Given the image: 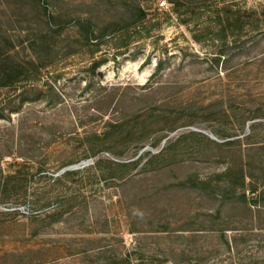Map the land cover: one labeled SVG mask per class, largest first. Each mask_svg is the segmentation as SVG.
Returning <instances> with one entry per match:
<instances>
[{
	"label": "rangeland",
	"instance_id": "374dc122",
	"mask_svg": "<svg viewBox=\"0 0 264 264\" xmlns=\"http://www.w3.org/2000/svg\"><path fill=\"white\" fill-rule=\"evenodd\" d=\"M166 1L162 8L158 0H50L74 22L109 24L137 4L147 17L98 50L62 44L36 79L0 83V264L26 263L41 245L55 244L94 249L89 259L57 264H103L114 254L130 264H264V213L251 217L238 195L210 182L248 154L259 151L264 161V31L251 22L222 35L217 23L230 7L258 13L264 30V0H190L194 8ZM47 22L33 0H0V81L6 61L28 63ZM152 110L171 115L155 129L178 128L126 150L117 142L115 155H89L90 135ZM137 159L124 181L94 169L99 160ZM16 163L17 179L4 187ZM191 179L208 184L181 186ZM58 205L61 217L51 224L46 215Z\"/></svg>",
	"mask_w": 264,
	"mask_h": 264
},
{
	"label": "trees",
	"instance_id": "16d2710c",
	"mask_svg": "<svg viewBox=\"0 0 264 264\" xmlns=\"http://www.w3.org/2000/svg\"><path fill=\"white\" fill-rule=\"evenodd\" d=\"M33 1L41 8V12H43L44 16L48 18L47 25L45 30L37 31V34L35 33L36 35L30 45L32 55L28 63L21 64L15 60L5 62L1 68L5 76L0 81L2 87L21 82V79H23L24 76L28 77L29 73L33 79H36L42 69L51 65L50 59L52 56H57L58 51L62 47L61 45L68 41H73L76 44L73 47L76 48L75 50H83L86 47L96 48V50H98L106 39L114 36L118 29H134L139 24L144 23L147 17L143 9L137 4L133 7V10H128V18L122 14L119 20L109 24H100L93 18L78 19L77 22H74L75 20L70 19L68 16L66 17L58 11L56 7L53 8L52 5L49 4L50 0ZM133 2L136 4V1ZM170 2L175 6H187L188 8H194L196 4L195 1L190 0H170ZM123 11L124 9L121 8L120 12ZM260 17L261 16L256 12H244V14H242L239 11H233L230 7H226L224 10V18L219 15L217 23L221 28L220 33L222 35H227V32L229 33L233 29L243 30L244 27L250 25L251 22L256 23L254 27L256 33L262 34L264 30L260 29V23L262 21ZM100 64V62L95 63V67H98ZM161 69V66H159L157 72L153 76L159 75ZM170 117L171 115L169 113H159L152 110L144 116L136 115L132 121L123 119L109 122L107 124V131L100 135L94 133L87 138L86 147L88 148V153L91 157H96L103 152H110L115 155L113 149L117 142H121V146L126 150L134 144L142 145L161 130H165L170 134L178 127L169 126L166 129L163 128L159 130L154 128L156 124L158 126L162 121L168 122ZM153 118H156L158 121L152 122ZM253 119V117H247L244 119V122ZM233 144V142L225 143L226 146H231ZM172 147L170 146L159 155L154 156V158L148 162L147 166L153 164L154 160L164 157ZM258 152L259 151L255 152L257 155L254 157L251 156L252 154H248L246 156V161L243 160L240 166L229 168L224 174L215 175L214 179L210 181H214L217 185L222 184L224 192L238 195V206L245 208V211H247L251 217H253L255 213L259 215L264 213V161L259 159L260 155ZM256 159L258 160L256 161ZM139 160L140 159H137L127 163L99 160L94 164V169L97 174L102 175L106 180L116 178L118 181H124L138 169L141 164ZM103 165H107V167L103 168ZM20 167H22V165L19 163L12 165L13 173L5 177L4 187L11 186L13 184L12 182H15L17 174L20 172ZM70 174L71 173H65L61 176V179H64ZM196 182H199L198 185H194ZM188 183H191L192 187L194 186L193 188H199L206 184L198 179H191L187 183H181V186H186ZM248 192L252 194L251 197H247L246 193ZM66 202L68 201L62 203L64 204ZM61 208L62 205H58L53 208V212L46 215V218L50 220L51 224L57 222L58 218L61 217ZM254 208L256 212H253ZM210 231H218L216 233H221V236L224 237V230H216L211 227ZM92 250L94 249L81 247L79 244L77 246L69 244L63 247L57 244L47 246L41 245L38 249L32 251L33 255L26 263H24V257H18L16 261L23 264H57L66 258L78 256H81L82 259H89ZM98 250H103V248L98 247ZM127 258L126 255L118 256L114 254L111 259L106 260L103 264H130ZM1 261H3V259H1Z\"/></svg>",
	"mask_w": 264,
	"mask_h": 264
},
{
	"label": "built area",
	"instance_id": "2783aa9c",
	"mask_svg": "<svg viewBox=\"0 0 264 264\" xmlns=\"http://www.w3.org/2000/svg\"><path fill=\"white\" fill-rule=\"evenodd\" d=\"M159 1V5L162 8H166L167 7V1L166 0H158Z\"/></svg>",
	"mask_w": 264,
	"mask_h": 264
}]
</instances>
